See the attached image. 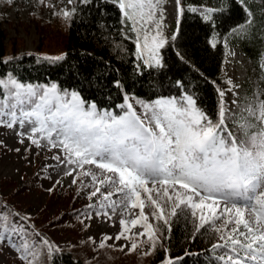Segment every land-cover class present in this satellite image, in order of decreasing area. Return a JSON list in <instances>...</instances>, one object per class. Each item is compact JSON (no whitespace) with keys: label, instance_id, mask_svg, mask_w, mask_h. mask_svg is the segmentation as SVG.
Wrapping results in <instances>:
<instances>
[{"label":"snow or ice","instance_id":"snow-or-ice-1","mask_svg":"<svg viewBox=\"0 0 264 264\" xmlns=\"http://www.w3.org/2000/svg\"><path fill=\"white\" fill-rule=\"evenodd\" d=\"M5 2L14 5L17 0ZM37 2L43 4L44 0ZM76 2L68 0L69 4ZM78 2L85 6L93 4V0ZM101 2L115 5L122 15L121 22L136 34L137 59H143L146 67L163 68L157 50L167 43L161 31L165 0ZM224 3L227 4L228 0ZM238 3L247 19L244 25L233 31L247 35L255 27V15L250 8L252 0H238ZM174 4L178 32L179 17L185 9L182 0H174ZM188 10L201 12L203 19L211 20L215 12L226 8L191 7ZM258 11L264 16V7ZM75 12V8L70 11L62 9L57 14L67 20ZM141 39L143 48L151 53L148 59H144L141 52ZM171 39L175 41L176 35L173 34ZM212 46L215 47V42ZM177 56H180L179 52ZM45 59L58 62L64 57ZM259 67L261 79H264V53ZM228 83L227 91L238 87L231 81ZM175 84L184 90L182 94L161 96L151 102L138 99L129 102L125 93L124 103L120 105L123 114L113 115L109 111H99L94 103L86 107V101L77 92L61 91L55 83L48 86L22 83L9 74L7 78H0V127L15 132L21 144L28 140L41 147L40 141L45 140L52 148L63 152L52 159L66 168L75 166L68 168L66 175L72 176L78 168L83 176L90 177L92 184L99 185L89 192L88 199L99 194L101 208H110L113 214L117 207L123 210L139 208L137 218L130 221L132 227L148 219L141 190L150 193L147 187L150 183L153 188L171 184L175 198L166 189L163 191L169 205L167 209L151 194L147 196L154 208L151 216L162 221L163 225L156 228L151 224L141 225L147 231L136 235H146L150 243V251L145 255L155 250L157 241L164 237L161 227L166 226L167 233H171L169 217L177 221L183 217L187 221L197 218L199 212L195 232L203 229L205 233L211 231L214 234L216 242L211 251L217 264H264V89L254 93L241 115L234 119V114L226 109L223 101L225 90L217 88L221 101L218 119L212 120L198 106L197 98L187 92L181 80ZM115 86L123 91L119 81ZM135 105L139 106V111ZM228 120H233L239 135L229 129ZM85 165H94L99 171L85 169ZM77 179L79 177H75L72 183L75 184ZM176 185L185 190L183 194L175 190ZM46 191L52 192L53 188ZM160 195L157 191V196ZM89 207L95 208V205ZM101 215L109 220L112 218L107 211H97L88 214L87 219ZM28 220L30 217L6 212L0 204V252H14L18 264H41L40 257L44 253L51 260L61 249L30 230ZM119 223L123 231L115 237L105 235L99 249L112 247L106 244L108 240L128 239V222L120 219ZM33 236L39 239H33ZM89 242L96 243L91 237ZM126 246L121 245L120 250ZM137 247L138 244L132 242L130 251ZM163 264H174V261L168 258Z\"/></svg>","mask_w":264,"mask_h":264},{"label":"trees","instance_id":"trees-1","mask_svg":"<svg viewBox=\"0 0 264 264\" xmlns=\"http://www.w3.org/2000/svg\"><path fill=\"white\" fill-rule=\"evenodd\" d=\"M182 4L185 11L179 17L178 32L177 21L175 24L176 40L170 37L157 50L163 68L146 67L137 59L136 40L125 35L129 26L121 22L122 15L115 5L93 0V4L85 6L77 0L71 7L76 12L68 19L64 59L58 62L33 53L7 57L0 25V78L11 74L22 83L45 86L55 83L61 91L77 92L86 101V107L94 103L99 111L113 115L123 114L120 105L124 103L125 93L133 101L145 102L161 96H178L184 90L178 89L175 81L181 80L187 92L197 98L198 106L216 120L221 101L217 88L226 91L230 87L222 77L228 45L242 50L249 59L259 90L264 89L259 67L264 53V16L258 11L264 7V0H252L250 4L255 27L247 35L233 31L247 19L238 0H228L227 4L224 0H182ZM191 7L226 10L217 11L211 20H205L201 12L189 11ZM142 41H139L141 46ZM116 81L123 85V91L115 86ZM169 222L172 231L167 233L166 226L162 228L164 237L160 238L161 244L150 264H163L168 258L174 264H217L211 251L216 242L214 234L203 229L195 232L197 218L186 221L181 217L177 221L170 217ZM50 264L86 263L67 251H60Z\"/></svg>","mask_w":264,"mask_h":264},{"label":"rangeland","instance_id":"rangeland-1","mask_svg":"<svg viewBox=\"0 0 264 264\" xmlns=\"http://www.w3.org/2000/svg\"><path fill=\"white\" fill-rule=\"evenodd\" d=\"M48 5H52L49 7ZM72 4L68 0H44L43 4L37 0H17L14 5L0 0V25L5 35V52L7 57H13L22 53H33L41 57H58L64 54L66 48V29L68 19L58 15L62 9H71ZM164 19L162 29L168 40L175 30L177 12L174 0H165ZM136 40V34L130 30L125 34ZM142 40V39H141ZM144 43V42H143ZM149 47H152L151 40ZM141 52L146 59L151 53L149 49L141 47ZM234 54V55H233ZM143 62L144 60L141 59ZM223 79L228 83L237 85L228 91L224 98L226 109L234 114V119L240 116L244 107L254 98L256 84L249 67V61L237 47H230L223 67ZM235 101V103H233ZM129 102H134L130 98ZM139 111V106L135 105ZM231 131L239 135V129L234 127L233 120H228ZM41 147L25 140L19 143L15 132L0 127V204L6 212L16 213L30 217L28 225L39 236L46 237L49 241L59 246L61 251H67L74 258L86 264H150L152 255L159 249L161 240L157 241L155 250L150 254V243L147 236H137V233L147 231L141 227L143 224H151L153 228L163 225L162 221H156L151 212L153 206L147 201V196L152 195L162 207L166 209V197L163 191L166 189L175 198V191L171 184L153 185L147 187L150 193L141 190V198L145 201L144 212L147 220L140 221L136 227H132L130 221L136 219L140 209L129 207L123 210L117 207L115 213L110 208L100 207L102 198L97 195L88 199L89 192L96 186L90 177L81 174L76 169L72 176L66 175L68 168L58 164L52 159L54 155H63L58 149L52 148L45 140H41ZM19 149V151H16ZM85 169H95L94 165H85ZM99 171V169H95ZM112 175V174H107ZM79 177L75 184L72 180ZM56 181L60 183L57 184ZM52 187L53 191H46ZM103 190V186H100ZM175 190L184 193L178 185ZM157 191L161 193L157 196ZM112 199H116L113 197ZM110 202V201H109ZM109 202H104L105 204ZM95 205V208L89 205ZM109 212L111 220L101 215L93 219H87L88 214L95 212ZM207 215V209H205ZM199 212H197V221ZM125 219L128 222V239L119 241L108 240L105 247L99 249L98 245L105 235L115 237L123 231L119 221ZM170 219V217H169ZM83 221V223L81 222ZM163 227H161L162 230ZM160 236V232H157ZM89 237L96 241L89 242ZM33 239H39L33 236ZM138 244L137 249L130 251V244ZM121 245H127L123 251ZM16 254H4L0 252V264H18ZM41 264H50L46 253L40 257Z\"/></svg>","mask_w":264,"mask_h":264}]
</instances>
